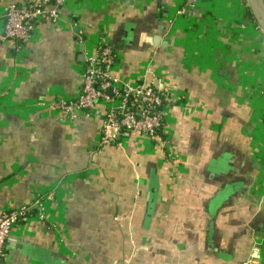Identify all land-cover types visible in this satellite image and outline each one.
<instances>
[{
  "label": "crops",
  "instance_id": "crops-1",
  "mask_svg": "<svg viewBox=\"0 0 264 264\" xmlns=\"http://www.w3.org/2000/svg\"><path fill=\"white\" fill-rule=\"evenodd\" d=\"M186 1L84 3L22 50L0 44V214L46 206L11 233L3 264H264V33L244 0L179 15ZM103 31L113 76L149 68L184 95L167 115L179 164L138 134L100 148L103 103L75 121L59 109Z\"/></svg>",
  "mask_w": 264,
  "mask_h": 264
},
{
  "label": "built area",
  "instance_id": "built-area-1",
  "mask_svg": "<svg viewBox=\"0 0 264 264\" xmlns=\"http://www.w3.org/2000/svg\"><path fill=\"white\" fill-rule=\"evenodd\" d=\"M95 1L98 0H35L25 6L6 5L0 8V44H13L17 50H22L44 22L60 26L65 12L74 14L82 4ZM244 1L249 10V1ZM196 4L197 0H187L178 14H185ZM257 26L264 33L263 28ZM84 58L86 68L81 89L59 109L75 121L80 115L96 114L99 104L103 103L106 109L98 142L100 148L116 144L124 134H138L162 147L169 163L179 164L166 133L167 115L173 104L182 102L184 95H171L161 77L149 68L133 80L113 76L119 63L118 54L106 31L99 33L94 48L85 49ZM42 199L43 196L37 197L30 205L0 214V264L4 262L6 241L14 229L33 218L45 219L46 206Z\"/></svg>",
  "mask_w": 264,
  "mask_h": 264
},
{
  "label": "water",
  "instance_id": "water-1",
  "mask_svg": "<svg viewBox=\"0 0 264 264\" xmlns=\"http://www.w3.org/2000/svg\"><path fill=\"white\" fill-rule=\"evenodd\" d=\"M248 1H249L250 10H251L252 14L254 15V18L256 19L257 23L264 30V0H248ZM159 41H160V44H161V42H162V38L161 37H157L155 39V44L157 46H158V42ZM155 85L157 86L158 83L155 82ZM126 135H129V134H126Z\"/></svg>",
  "mask_w": 264,
  "mask_h": 264
},
{
  "label": "trees",
  "instance_id": "trees-1",
  "mask_svg": "<svg viewBox=\"0 0 264 264\" xmlns=\"http://www.w3.org/2000/svg\"><path fill=\"white\" fill-rule=\"evenodd\" d=\"M248 11H250V9L248 10ZM162 138H166L165 136H163V135H160Z\"/></svg>",
  "mask_w": 264,
  "mask_h": 264
}]
</instances>
